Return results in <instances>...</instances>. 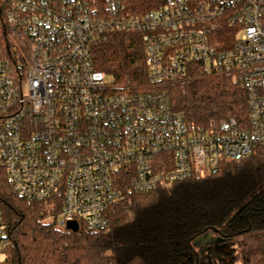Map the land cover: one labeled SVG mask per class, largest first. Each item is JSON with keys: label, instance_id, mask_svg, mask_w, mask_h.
<instances>
[{"label": "built area", "instance_id": "2783aa9c", "mask_svg": "<svg viewBox=\"0 0 264 264\" xmlns=\"http://www.w3.org/2000/svg\"><path fill=\"white\" fill-rule=\"evenodd\" d=\"M109 31L141 34L139 84L95 67ZM192 71L243 87L245 118L189 121L167 86ZM263 145L264 0H0V177L30 201L61 197L57 226L104 229L119 183L153 191ZM10 242L0 213V255Z\"/></svg>", "mask_w": 264, "mask_h": 264}, {"label": "trees", "instance_id": "16d2710c", "mask_svg": "<svg viewBox=\"0 0 264 264\" xmlns=\"http://www.w3.org/2000/svg\"><path fill=\"white\" fill-rule=\"evenodd\" d=\"M92 55L95 67L118 85L145 79L139 32L109 31ZM167 89L172 105L196 125L246 116L245 89L229 76L192 71ZM118 188L106 210L108 227L72 231L55 224L61 197L54 203L24 199L2 175L0 213L11 242L0 264H264V145L220 161L204 177L149 192L133 190L128 181ZM208 232L211 242L194 244Z\"/></svg>", "mask_w": 264, "mask_h": 264}, {"label": "water", "instance_id": "95a60500", "mask_svg": "<svg viewBox=\"0 0 264 264\" xmlns=\"http://www.w3.org/2000/svg\"><path fill=\"white\" fill-rule=\"evenodd\" d=\"M65 228L66 229H70L72 231H77L78 230V225L76 223V221L74 220H71V221H67L66 222V225H65ZM212 236H213V233L212 232H208L206 235H202V236H199L197 237L196 239H194V244H198V246H202L204 244H207L209 242H211L213 239H212ZM221 238L218 237L215 239V241H220Z\"/></svg>", "mask_w": 264, "mask_h": 264}, {"label": "rangeland", "instance_id": "374dc122", "mask_svg": "<svg viewBox=\"0 0 264 264\" xmlns=\"http://www.w3.org/2000/svg\"><path fill=\"white\" fill-rule=\"evenodd\" d=\"M48 219V218H47ZM3 258H4V254H1L0 255V262L3 260Z\"/></svg>", "mask_w": 264, "mask_h": 264}, {"label": "flooded vegetation", "instance_id": "af4514ba", "mask_svg": "<svg viewBox=\"0 0 264 264\" xmlns=\"http://www.w3.org/2000/svg\"><path fill=\"white\" fill-rule=\"evenodd\" d=\"M212 239H213V237H212Z\"/></svg>", "mask_w": 264, "mask_h": 264}]
</instances>
